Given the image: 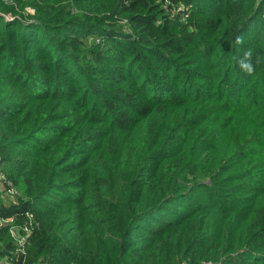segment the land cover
Returning <instances> with one entry per match:
<instances>
[{
  "label": "trees",
  "instance_id": "1",
  "mask_svg": "<svg viewBox=\"0 0 264 264\" xmlns=\"http://www.w3.org/2000/svg\"><path fill=\"white\" fill-rule=\"evenodd\" d=\"M0 159V261L264 264V0H0Z\"/></svg>",
  "mask_w": 264,
  "mask_h": 264
},
{
  "label": "built area",
  "instance_id": "2",
  "mask_svg": "<svg viewBox=\"0 0 264 264\" xmlns=\"http://www.w3.org/2000/svg\"><path fill=\"white\" fill-rule=\"evenodd\" d=\"M0 187H1V191L3 192V194L5 195V197L7 198H14L16 195V189L14 188V186L12 185V183L10 181L6 180V176L5 174L2 172V165H1V159H0ZM13 223V219H3L0 218V225H6V224H12ZM19 229L17 228V226L13 225L10 228V232H11V236L13 237V240L16 242V244L18 245V247L20 249H22L23 244L25 243L26 234H19L20 231H18ZM28 229L25 227L24 231H27ZM0 264H9L7 262V260H2L0 261Z\"/></svg>",
  "mask_w": 264,
  "mask_h": 264
},
{
  "label": "clouds",
  "instance_id": "3",
  "mask_svg": "<svg viewBox=\"0 0 264 264\" xmlns=\"http://www.w3.org/2000/svg\"><path fill=\"white\" fill-rule=\"evenodd\" d=\"M236 43L237 44H242L243 43V38L242 37H237L236 38ZM252 51L251 50H247L244 52L242 57H233L234 60L237 61L238 65L243 69L246 70L247 74H252L253 72V65L251 62V58H252Z\"/></svg>",
  "mask_w": 264,
  "mask_h": 264
},
{
  "label": "rangeland",
  "instance_id": "4",
  "mask_svg": "<svg viewBox=\"0 0 264 264\" xmlns=\"http://www.w3.org/2000/svg\"><path fill=\"white\" fill-rule=\"evenodd\" d=\"M32 13V11H30ZM173 13L175 14V11H173ZM8 17V16H7ZM7 197H5V195L3 194V192L1 191V187H0V203H5L7 201L6 199Z\"/></svg>",
  "mask_w": 264,
  "mask_h": 264
}]
</instances>
